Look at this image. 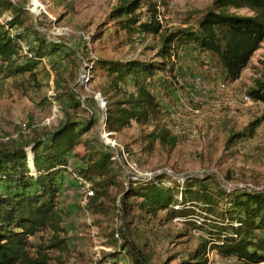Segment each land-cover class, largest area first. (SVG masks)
Here are the masks:
<instances>
[{"label": "rangeland", "instance_id": "rangeland-1", "mask_svg": "<svg viewBox=\"0 0 264 264\" xmlns=\"http://www.w3.org/2000/svg\"><path fill=\"white\" fill-rule=\"evenodd\" d=\"M11 1L28 12L42 36L65 48L41 62L36 69L37 83L21 77H0V150L25 147L31 151L35 141L47 140L48 134L58 130L67 119L82 124L93 119L95 126L83 140L113 153L105 143L106 132L150 179L160 175L177 180L200 176L219 181L228 190L252 184L264 191V121L253 133L250 131L251 123L264 117V105L244 99L258 82L264 83V42L241 78L232 84L225 82L214 57L192 46L183 47L173 60L177 86H170L163 74H158L160 81L153 85L162 106V118L180 142L173 150L159 144L150 150L144 135L151 128L133 125L115 133L104 126L106 109L97 88L106 82V76L101 74L89 81L88 65L97 58L155 61L158 38L135 36L134 43H130L124 32L117 34L116 27L109 22L117 0ZM158 1L163 3L159 15L163 26L181 30L197 29L199 19L214 0ZM237 13L250 14L246 9ZM197 78H201V85H196ZM72 100L80 107L71 108ZM77 150L82 152L84 147ZM73 160L68 158V170L58 196L65 232L55 236L45 232L31 238L35 257L46 255L50 264H92L108 258L119 264H132L123 249L127 240L145 252L150 264H181L205 241L202 232L187 227L181 220L166 221L164 212L152 217L140 208L137 200L123 203V188L131 180L118 163L117 169L124 174L123 178L116 169L120 186L112 189L101 212L89 209L87 192L93 190V185H83L84 181L73 174L77 161ZM60 241L59 247L48 248ZM208 258V264H241L214 252Z\"/></svg>", "mask_w": 264, "mask_h": 264}, {"label": "trees", "instance_id": "trees-1", "mask_svg": "<svg viewBox=\"0 0 264 264\" xmlns=\"http://www.w3.org/2000/svg\"><path fill=\"white\" fill-rule=\"evenodd\" d=\"M161 4L158 0H117L109 14L116 33L124 32L130 43L135 36L158 38L155 61L97 58L90 60L88 71L89 81L101 74L106 76L97 93L107 104L106 128L110 132L121 133L133 125L151 128L144 135L148 148L159 144L173 150L180 139L163 120L162 106L153 92L154 83L160 81L158 74L170 80V86H177L173 60L183 47L192 46L215 58L226 83L237 82L264 42V0H214L199 19L197 29L181 30L163 26L159 20ZM242 9L250 14H238ZM64 48L42 36L21 5L0 0L1 78L21 77L37 83L36 69L41 62ZM248 94L264 105L263 82ZM70 106L80 104L72 100ZM263 121L264 117L251 123L250 131L253 133ZM94 126L93 119L82 124L69 118L48 134L47 140L35 141L31 151L25 147L0 150V264H50L46 255H33L30 239L40 233L52 232L55 236L65 232L58 196L70 156L78 161L73 164V174L93 185L89 209L101 212L112 189L120 186L112 153L83 140ZM81 145L82 152L77 150ZM121 169L117 170L124 178ZM122 194L123 203L137 200L150 216L164 212L166 221L181 220L205 235V241L181 264H208L211 252L241 264H264V191L228 190L209 177L177 180L160 175L131 180ZM60 243L48 248H57ZM123 249L132 264H150L145 252L132 241L126 240ZM92 264L119 263L108 258Z\"/></svg>", "mask_w": 264, "mask_h": 264}, {"label": "built area", "instance_id": "built-area-1", "mask_svg": "<svg viewBox=\"0 0 264 264\" xmlns=\"http://www.w3.org/2000/svg\"><path fill=\"white\" fill-rule=\"evenodd\" d=\"M196 85H201V78H197L195 80ZM246 102L253 101L251 97L246 96L245 98ZM101 105L103 109H106V116L104 117L103 124L106 126V117H107V104L104 101V99H100ZM106 135V137H105ZM104 138H107L105 140V143L108 147H110L113 150V157L114 160L117 161L119 166L122 168V170L125 172V175L128 176V178L132 181H137L139 179H145V178H151L148 173L141 172L137 164L131 163L128 159L127 153H125V150L115 141L110 139V135L105 132ZM111 150V151H112ZM112 153V154H113ZM82 184H86L85 182H82ZM87 186V185H86ZM243 189L249 190L251 192H260L263 191L261 187H256L252 184L246 185ZM89 190V189H88ZM93 191H88L87 196H92Z\"/></svg>", "mask_w": 264, "mask_h": 264}, {"label": "crops", "instance_id": "crops-1", "mask_svg": "<svg viewBox=\"0 0 264 264\" xmlns=\"http://www.w3.org/2000/svg\"><path fill=\"white\" fill-rule=\"evenodd\" d=\"M187 48V47H186ZM197 51V50H196Z\"/></svg>", "mask_w": 264, "mask_h": 264}]
</instances>
